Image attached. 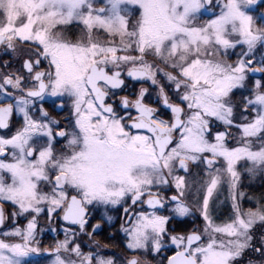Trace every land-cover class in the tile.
Here are the masks:
<instances>
[{"label":"snow or ice","instance_id":"6c2138e0","mask_svg":"<svg viewBox=\"0 0 264 264\" xmlns=\"http://www.w3.org/2000/svg\"><path fill=\"white\" fill-rule=\"evenodd\" d=\"M0 264H264V0H0Z\"/></svg>","mask_w":264,"mask_h":264},{"label":"flooded vegetation","instance_id":"af4514ba","mask_svg":"<svg viewBox=\"0 0 264 264\" xmlns=\"http://www.w3.org/2000/svg\"><path fill=\"white\" fill-rule=\"evenodd\" d=\"M50 241L49 240H46L45 243H49Z\"/></svg>","mask_w":264,"mask_h":264}]
</instances>
